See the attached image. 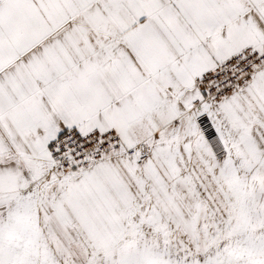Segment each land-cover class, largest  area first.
I'll return each instance as SVG.
<instances>
[{
  "label": "snow or ice",
  "instance_id": "1",
  "mask_svg": "<svg viewBox=\"0 0 264 264\" xmlns=\"http://www.w3.org/2000/svg\"><path fill=\"white\" fill-rule=\"evenodd\" d=\"M0 264H264V0H0Z\"/></svg>",
  "mask_w": 264,
  "mask_h": 264
}]
</instances>
